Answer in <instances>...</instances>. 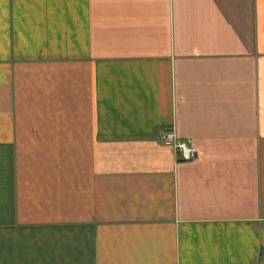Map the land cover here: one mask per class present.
Masks as SVG:
<instances>
[{
    "label": "crops",
    "instance_id": "crops-1",
    "mask_svg": "<svg viewBox=\"0 0 264 264\" xmlns=\"http://www.w3.org/2000/svg\"><path fill=\"white\" fill-rule=\"evenodd\" d=\"M0 264H264V0H0Z\"/></svg>",
    "mask_w": 264,
    "mask_h": 264
},
{
    "label": "built area",
    "instance_id": "built-area-1",
    "mask_svg": "<svg viewBox=\"0 0 264 264\" xmlns=\"http://www.w3.org/2000/svg\"><path fill=\"white\" fill-rule=\"evenodd\" d=\"M158 142L171 148L176 159L182 162L192 160L196 153L195 149L187 141L177 139L171 131H163L158 137Z\"/></svg>",
    "mask_w": 264,
    "mask_h": 264
}]
</instances>
